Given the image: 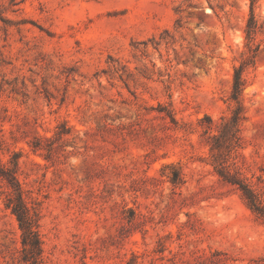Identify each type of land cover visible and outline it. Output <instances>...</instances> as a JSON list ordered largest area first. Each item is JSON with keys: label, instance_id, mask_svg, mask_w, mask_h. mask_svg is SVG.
I'll list each match as a JSON object with an SVG mask.
<instances>
[{"label": "rangeland", "instance_id": "obj_1", "mask_svg": "<svg viewBox=\"0 0 264 264\" xmlns=\"http://www.w3.org/2000/svg\"><path fill=\"white\" fill-rule=\"evenodd\" d=\"M244 61L229 171L264 206V0H0V163L19 154L40 264H264L201 122L230 116ZM8 191L0 264H26Z\"/></svg>", "mask_w": 264, "mask_h": 264}, {"label": "trees", "instance_id": "obj_2", "mask_svg": "<svg viewBox=\"0 0 264 264\" xmlns=\"http://www.w3.org/2000/svg\"><path fill=\"white\" fill-rule=\"evenodd\" d=\"M254 1L251 0V4ZM254 29L255 22L253 15H251L246 30L248 38L251 37ZM245 64H247L246 61L234 69L231 99L236 105L231 109L230 116L220 117L218 122H213L209 116H204L201 122L206 123L204 134L208 135L206 139L209 143L212 162L218 175L224 182L235 186L240 191L241 197L252 212L263 216L264 206L256 191L251 185L240 180L236 174L229 171V160L233 159V155L240 147L242 140L240 135L241 123L245 117L244 108L241 103V93L244 85L241 74ZM212 128L216 131L214 134L210 133ZM18 158L19 154H14L12 160L9 162V166L0 163V180L4 181L9 188L6 194L5 206L15 216L19 229L22 232V261L26 264H40L42 247L37 230L38 218L37 214L33 213L26 204L17 179ZM171 182L172 184L183 183L178 174L171 178Z\"/></svg>", "mask_w": 264, "mask_h": 264}]
</instances>
